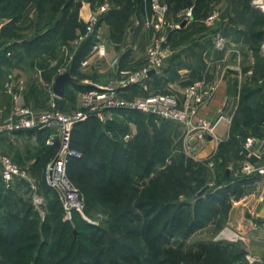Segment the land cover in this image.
<instances>
[{"label":"rangeland","instance_id":"rangeland-1","mask_svg":"<svg viewBox=\"0 0 264 264\" xmlns=\"http://www.w3.org/2000/svg\"><path fill=\"white\" fill-rule=\"evenodd\" d=\"M48 1L22 0L14 6V8H18V12L21 9L20 12H22L24 8L34 9L38 13L42 11V16L39 14L32 17L35 22L32 27L38 32H42L50 25V22L55 21L58 14H55L54 10L63 11L67 4L72 2L69 5L67 16L64 17L66 23L63 24V27L56 28L58 32L52 37L43 38L28 47L29 58L40 56L44 58L47 51L45 59L48 57L56 60L61 63L62 68L70 70L69 62L72 56L78 47L80 49L77 52H80L82 47L77 45V37L83 32L85 26L87 14L84 15L81 11L85 4L88 5L89 12L106 2L111 5L110 11L104 16L98 28L96 39H103V32H100L103 26L104 28L107 26L116 27L120 36L126 35L122 29L128 26L131 29L137 27L141 31L140 40L147 46L152 41L153 33L151 34L146 29V19L151 16V12L143 0H54L53 3ZM166 1L169 4L170 17L177 22L184 18L189 8H194L193 5L199 8L200 15L198 13V16L200 17L197 20L200 21L206 17L205 21L207 22L212 15L224 20L231 10H236L238 13L242 10L246 11L245 7L249 4L250 10L248 11L255 14L254 27L264 31V10L254 5L255 0ZM13 16L11 15L10 19H13ZM244 19L245 17L241 15L237 22L243 24ZM213 24L214 22L211 25ZM35 31L28 36H35ZM169 40L168 37L167 48ZM48 45H51V49L47 48ZM168 49L170 50V48ZM13 55L12 52V55L7 57L11 58ZM76 57L74 56L75 59ZM7 72L4 74L5 80L3 77L0 79V91L4 90L9 94L12 110V94L6 86L8 75L12 72ZM2 94L0 106L3 107L7 101L4 92ZM73 100L68 103L62 101L66 109L78 104ZM125 113L116 112L107 122L92 120L81 123L71 132V145L78 149L81 156L77 159L79 160L78 164H73L70 167L69 174L72 175L77 172L76 170L80 172L81 168H78L81 166L90 168L91 176L83 181H86L92 188V179L101 178L98 172L99 164L105 162L107 176L102 177L104 186L108 188L107 180H113L114 186H117L119 190V194L113 192L107 195H98L94 192L93 196H88V192L82 189V180L80 182L74 178L73 182L84 197L85 206L83 214H74L72 221L65 219V212L63 206L61 208L59 202L61 199L58 193L49 187L45 180V167L59 149L57 143L54 146L46 144L47 136L55 130L21 133L12 143L3 141V150L10 153L21 165L30 168L38 185L39 193L45 198V204L40 208L34 205L33 192L25 183H18L14 189H6L0 175V260H4L8 264H94L96 259H99L102 264H153L141 234L143 224L150 222L153 216H158L156 229L152 232L153 235H157L168 219L178 211L185 210L186 220L182 223L181 230L175 237L170 236L160 245L162 260L158 264H219L217 260L221 259L220 255L200 257V252L203 247H214V244L219 242L218 235L215 236V234L222 225L216 224L218 220L214 222L205 220L202 221L203 225L198 227L197 222L192 224L189 221L190 218L192 220L195 218V204H199L198 198L204 194L198 195L202 189H199L200 183L209 181L212 169L197 160L194 163L188 162V157L178 158L172 162L170 150L158 129L153 131L150 128L149 132L140 131L136 137L125 140L128 131L125 127L127 118L142 123L147 122L146 118L136 112ZM152 121L154 120H148L147 123ZM150 132H153L152 136ZM143 138L144 141H142ZM107 143L113 144L106 147ZM129 149L134 151L129 176L116 177L111 171V166L114 157L118 159L120 155L115 154V151L123 154V150ZM104 150L107 153L105 155L103 154ZM157 150H160L159 159H157V154L152 155ZM118 160H123V157ZM127 163L126 161L125 164ZM168 170L175 173L172 179L176 180L171 185L173 188H170L169 191L172 192L174 189L182 195L162 202L157 199L151 200L148 191L152 185L158 186L160 178H166ZM201 176L204 177L201 178ZM156 178H159L157 184L154 183ZM168 200L171 202L168 203ZM166 204H175V208L163 207ZM212 223L215 224V227ZM226 228L229 227L224 229ZM95 230L98 231V236H102L99 252H92V232ZM227 231L232 233L231 229ZM232 236L233 240L226 241V245L223 246L229 250L228 253L232 252L230 257H227L228 263L234 259L235 253L239 256L245 255L239 234L232 233ZM202 261L203 263H201Z\"/></svg>","mask_w":264,"mask_h":264},{"label":"crops","instance_id":"crops-1","mask_svg":"<svg viewBox=\"0 0 264 264\" xmlns=\"http://www.w3.org/2000/svg\"><path fill=\"white\" fill-rule=\"evenodd\" d=\"M83 6L82 14L88 15V5ZM35 11L24 8L16 19H10V16L0 12V55L4 51L14 54L0 64V79L5 78L6 71L12 72L16 80L22 78L26 84L29 103L38 109H44L51 97L57 76L66 69L56 60L48 57L45 59L47 51L44 58L28 57V44L49 29L46 27L42 32H38L32 27L35 25L32 17L43 15V12ZM241 15L245 17V25L237 22ZM63 16L64 12L59 11L50 28H62L63 25L56 26ZM203 18L201 22L195 19L185 24L170 38V54L161 75L152 73L144 84L131 86L124 94L136 97L166 90L181 97L185 89L200 78L209 85L216 84L217 88L213 98L208 105L201 108L199 115L214 121L224 112L230 122H221L217 136L204 140L189 137L185 127L175 122L138 112L136 113L146 118L147 122L151 119L154 121L142 123L127 118L125 127L128 129L127 134H130L129 138L136 137L140 131L158 129L170 150L171 160L188 157L210 166L212 176L205 185L209 186V192H220L228 188L230 195L227 217L215 236L222 233L218 243L223 247L226 241L233 240L232 233L239 234L245 255L239 256L235 253L230 264H250L246 260V254L264 260V186L255 179L242 177L240 168L246 158L243 147L247 139L253 140V150L262 153L261 158L253 157L252 160L264 163V56L255 49L253 39L254 34L263 30L254 27L255 14L248 10L239 13L231 10L226 19L218 17L213 25L205 21L206 17ZM34 30L35 36H28ZM57 32L58 30L55 34ZM100 32H103L102 41L107 49L104 56L94 54L90 47L84 48L85 42L77 43L83 47L77 52L80 48L76 46L78 50L72 59L77 57L71 59L69 68L72 75L79 79V84L87 88L79 89L74 83L66 86L65 97L59 98L61 106L66 109L63 102L68 103L73 98V102H78L76 106L67 107L66 110L73 111L80 107L83 90L118 82L123 79L121 70L138 69L147 62V45L140 40L141 31L137 27L131 29L127 26L122 30L126 33L124 36H120L114 26H103ZM130 33L131 36L128 35ZM218 36L226 39V48L223 50L215 46L214 40ZM47 48L51 49V45ZM3 92L7 102L3 107L0 106V112L2 116H8L11 98L6 91H0V105ZM31 132L33 131L21 133ZM21 133L3 135L1 146L4 140L14 142ZM152 134L153 132L150 135ZM212 225L215 227V224ZM225 227L229 228L224 229ZM228 229H231L232 233H229Z\"/></svg>","mask_w":264,"mask_h":264},{"label":"built area","instance_id":"built-area-1","mask_svg":"<svg viewBox=\"0 0 264 264\" xmlns=\"http://www.w3.org/2000/svg\"><path fill=\"white\" fill-rule=\"evenodd\" d=\"M151 12L146 19V26L153 33L152 41L147 46V62L141 68L121 70L123 79L105 86H95L81 92V105L73 111L64 109L52 91L47 107L38 109L29 103L25 82L22 78L16 80L15 75L9 74L7 88L12 94V110L8 116L0 114V175L6 189H14L18 183H25L33 192L34 205L40 208L45 204V198L39 193L38 185L30 168L21 165L1 146L2 136L17 134L30 130H55L51 133L46 144L59 149L46 165L45 180L49 187L56 191L61 199L65 212V219L72 221L75 213L83 214L85 201L80 190L68 175V166L73 158H79L81 153L71 145L70 135L79 123L92 118L101 122L109 121L116 112H138L147 116H154L160 120L175 122L185 127L191 138L204 140L216 137L221 122H230L228 116L222 112L212 121L199 115L201 108L208 105L213 98L217 85H209L203 79L194 80L183 92L181 97L171 92L149 93L144 96L129 97L124 92L134 85L144 84L154 70L155 75H161L168 60L169 50L166 47L168 37L182 29L183 23L194 19V8H189L184 18L177 22L170 17V8L166 0H143ZM254 5L264 10V0H255ZM111 5L106 2L91 10L85 19V29L77 37V43L82 44L87 39L95 37L104 16L110 11ZM216 15L208 18L211 25ZM217 49L226 48V39L218 36L214 40ZM260 51L264 56V41ZM92 52L104 56L107 52L106 44L99 38L94 39ZM12 52L8 51L7 56ZM86 61L84 62V64ZM126 134L125 138H129ZM253 140L247 139L243 153L246 156L240 168V174L247 179H255L264 186V163L255 162L253 157L261 158L259 150H253ZM222 234V233H221ZM217 239H220V235ZM250 264H264V260L246 254Z\"/></svg>","mask_w":264,"mask_h":264},{"label":"trees","instance_id":"trees-1","mask_svg":"<svg viewBox=\"0 0 264 264\" xmlns=\"http://www.w3.org/2000/svg\"><path fill=\"white\" fill-rule=\"evenodd\" d=\"M21 1L22 0H0L1 12L4 13L5 15H7V16H10V17H11V15H14L13 18L16 19L18 17V15L21 13L20 11L22 9L20 8L21 10L18 12L17 11L18 8H14V6L16 4H18V3H20ZM50 1H51V3H53L54 0H49L48 2H50ZM70 4H67V6L65 7L66 9H63L64 16H63L62 19H60V21L58 22L56 27H59V26H61V25L66 23L64 17H66L67 14H68V11H69V8H70V6H69ZM245 10H250L249 4L245 7ZM59 11L60 10H58V11L54 10L55 14H58ZM198 13H199V8L196 6L195 9H194V19H197L198 17H200V16H198ZM199 15H200V13H199ZM53 16H52V19L54 18ZM68 19H70V18H68ZM51 23L52 22H50V25H51ZM50 25H48L49 29L44 34H42L39 38H36V39L32 40V42L30 44H28V47H31L32 44L36 43L37 41H39V40H41L43 38L52 37L53 34L56 33V28H50ZM84 29H85V26H84ZM180 30H178V31H180ZM178 31H176L173 34H171L169 39L173 35H175ZM263 37H264V31L258 32V33L253 35V39L255 41L254 44L256 46L255 49L257 51H260V47H261L260 43L262 42ZM94 39H95V37H91V38L87 39L85 41L84 45H83L84 48H86V49H87V47L92 48ZM86 49H84V51ZM7 52L8 51H4L2 53V55H0V64L6 58H9V57H7ZM74 84L79 89L87 88V87L83 86L82 84H79V82L78 83H74ZM92 120L99 121L97 119L92 118V119H90V120H88L86 122H89V121H92ZM82 123H84V122H82ZM79 124H81V123H79ZM78 125H76V127ZM30 131L43 132L45 130H30ZM46 131H49V129H47ZM142 141H144V138L142 139ZM111 144H113V143H107L106 147L111 146ZM123 152H124L123 154H120L118 151H115V154H119L120 155L118 157V159L120 157H123V160H118V159H116V157H114V159H113L114 162H113V164L111 166V171L113 172V175H115L116 177H121V176H126L127 177V176H129L128 173H129V170H130L131 161L133 160L134 151H133V149H129V150H123ZM103 154L104 155L107 154L106 150L103 151ZM155 154H157V159H159L160 158V156H159L160 155V150H157V152L152 154V155L154 156ZM77 159L78 158H73L70 161L69 166H68V170L70 169V167L73 164L74 165L78 164L79 160H77ZM126 161L128 162L127 164H125ZM173 161H175V160H172V162ZM188 162L194 163L196 161H194L192 159H188ZM124 165H125V167H124ZM80 168H81L80 172H78V170H76L77 172H74L71 175V174H69V171H68V175H69V177L71 178L72 181L74 180V178L78 179L80 182L82 180V189L84 191L88 192V196H93L94 192H95V194H98V195H107V194H110V193H113V192L119 194L118 187L114 186L113 180L112 181L111 180H109V181L107 180L106 184L108 185V188H105V186H104L102 177H106L107 176L105 162L99 164V167H98L99 171L98 172L101 175L100 176L101 178H99V179H97V178L94 179L93 178L92 179V182H91L92 188L89 187L90 185L86 181H83V179L91 176V174H90V170L91 169L87 168V167L85 168L84 166L83 167L81 166L78 169H80ZM186 169L187 170H191L190 168H186ZM174 175H175V173H173L171 171L169 172V170H168L166 172V176H165L166 178L165 179H163V178L159 179L158 178L160 180V182H158V179L156 178L154 183L157 184V182H158V184H157L158 186L152 185L150 191H148V193H149L148 195H149L151 200L157 199V200L162 202V201H165L167 199L176 198L177 196H181L182 195V194H178L176 191H174V189H173L172 192L169 191L170 188H173L171 185H173L174 182L176 181L175 179H172V177H174ZM202 177H204V176H201V178ZM200 184L201 185H200L199 189L203 188L206 185V182L205 183H200ZM153 187H154V189H153ZM228 192H229L228 188L223 189L220 192H212V193L209 192V190L207 189L204 192L203 196H199V198H198V203L199 204H197V205L195 204V207H194V209H195V218L193 220L190 218L189 221H191L192 224L197 222L196 224L198 225V227H201L203 225L202 221H205V220H208V221L211 220L212 222L218 220L217 224L222 225V223L225 221V218L227 217L228 210H229V207H230V204H229L230 195H229ZM205 193H207L206 196H204ZM85 198L87 199V197H85ZM59 202H60V205H61V208H62L61 200H59ZM167 202L170 203L171 201L168 200ZM212 203H214V204L212 205ZM159 205H161V204H159ZM163 207L175 208V204H166V206H163ZM184 211H178L177 213H175L173 215L172 218L168 219L166 221L165 225H163V228L161 230H159L157 235H153L152 232L156 229V221L159 219L158 216H155V217L153 216V218L151 219L150 222H145L143 224V226L141 228V234H142L143 241L145 243L146 249H148V251L150 253V257H151V260H152L153 264H158L159 261L162 260V250H161L160 245L164 241L168 240L167 238H169L170 236L171 237H175L178 234V232L181 230L182 223L184 222V220H186L185 216H184L185 215ZM179 212H181V213H179ZM76 214L77 213H75V215ZM191 228H192V226H191ZM190 231H191V229H190ZM92 240H93L92 241V245H93L92 252H99L100 249H101L102 236H98V231L95 230V231L92 232ZM214 247H208V246L203 247L202 248V252H200L201 253L200 257H202L204 255H205L204 257L209 256V255H214L215 256V254H216V256L220 255V258H221V259L217 260V262L219 264H230L231 262L230 263L227 262V257H230L229 255H231L230 252L228 253L229 250L226 249V248L221 247V245L219 243H215ZM201 263H203V261ZM0 264H8V263L5 262L4 260H0ZM94 264H102V262L99 259H96Z\"/></svg>","mask_w":264,"mask_h":264},{"label":"water","instance_id":"water-1","mask_svg":"<svg viewBox=\"0 0 264 264\" xmlns=\"http://www.w3.org/2000/svg\"><path fill=\"white\" fill-rule=\"evenodd\" d=\"M186 22L183 23V25H185ZM151 74L154 73V70H152L150 72ZM79 79L74 77L71 73L70 70H65L64 72H62L61 74H59L55 80L54 86H53V92L54 94L59 97V98H64L65 97V89L66 86L70 83H78ZM229 170L227 171V174H229ZM208 185L203 187L198 195H202L207 189H208Z\"/></svg>","mask_w":264,"mask_h":264}]
</instances>
